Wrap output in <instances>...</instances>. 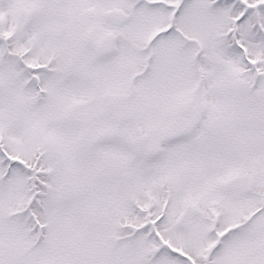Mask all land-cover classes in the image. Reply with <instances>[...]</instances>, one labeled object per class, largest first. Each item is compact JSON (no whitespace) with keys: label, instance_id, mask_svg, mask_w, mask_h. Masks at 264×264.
<instances>
[{"label":"snow or ice","instance_id":"obj_1","mask_svg":"<svg viewBox=\"0 0 264 264\" xmlns=\"http://www.w3.org/2000/svg\"><path fill=\"white\" fill-rule=\"evenodd\" d=\"M0 264H264V0H0Z\"/></svg>","mask_w":264,"mask_h":264}]
</instances>
